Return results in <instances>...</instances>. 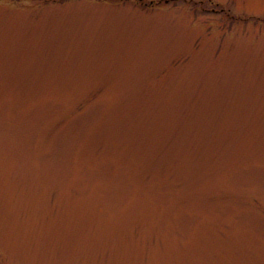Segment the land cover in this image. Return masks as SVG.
<instances>
[{"label": "rangeland", "instance_id": "374dc122", "mask_svg": "<svg viewBox=\"0 0 264 264\" xmlns=\"http://www.w3.org/2000/svg\"><path fill=\"white\" fill-rule=\"evenodd\" d=\"M145 1L0 0V264H264V0Z\"/></svg>", "mask_w": 264, "mask_h": 264}]
</instances>
